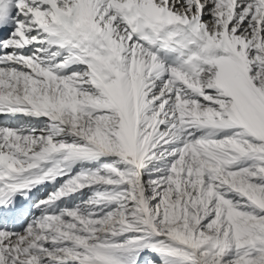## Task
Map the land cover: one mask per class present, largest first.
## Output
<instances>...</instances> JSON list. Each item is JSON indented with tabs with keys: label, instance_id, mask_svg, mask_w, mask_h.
<instances>
[{
	"label": "snow or ice",
	"instance_id": "obj_1",
	"mask_svg": "<svg viewBox=\"0 0 264 264\" xmlns=\"http://www.w3.org/2000/svg\"><path fill=\"white\" fill-rule=\"evenodd\" d=\"M0 264H264V0H0Z\"/></svg>",
	"mask_w": 264,
	"mask_h": 264
}]
</instances>
